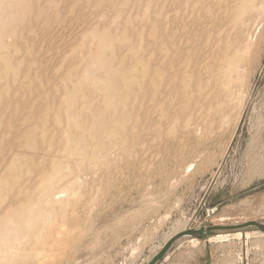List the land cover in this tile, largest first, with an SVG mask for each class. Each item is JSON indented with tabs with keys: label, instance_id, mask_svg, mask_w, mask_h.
Masks as SVG:
<instances>
[{
	"label": "rangeland",
	"instance_id": "obj_1",
	"mask_svg": "<svg viewBox=\"0 0 264 264\" xmlns=\"http://www.w3.org/2000/svg\"><path fill=\"white\" fill-rule=\"evenodd\" d=\"M58 1L60 8L64 3L66 9L62 11L63 17L55 22L59 29L55 31V25L37 22L38 25L29 29L30 33L21 31L23 38L18 52L22 55L17 54L21 55L17 60L12 53L4 54L0 45L3 50L0 51V68L15 71L6 73L10 79L0 80L4 97H15L11 100L14 102L9 103L8 115L1 118L2 128L10 126L7 121L15 124L19 113L26 110L30 118H34L30 119V124L38 122V127L45 125L43 129L49 130L46 131L48 139L54 141L55 159L62 164L61 178L65 176V180L60 179L50 191L54 203L42 209L48 215L40 212L41 221L47 217L42 221L44 231L41 230V236L48 235L49 240L44 254L37 259L30 255L29 259H22L23 254L30 253L32 241L26 234L29 224L20 217L3 240L9 247L1 253L0 264H10V261L11 264H147L163 244L180 231L220 223H264V3L257 11L252 9L256 12L255 18L245 15L244 22L236 23L241 16L237 11L239 0H219L218 3L188 0L184 10V41L182 47L175 48L184 65L180 72L187 73L188 81L183 85L181 81L172 80L155 99L141 91V94H131L129 103L121 107L122 113H133L132 119L124 121L128 133L126 129L114 132L110 128L106 136L102 128L104 135L97 131L101 127L98 120L114 114L113 107L109 109L110 104L102 97L88 91L97 78L110 77L96 63L95 43L105 39L107 33H113L118 35L113 49L118 48V56L125 59V63L136 55L151 61L154 47L146 21L152 12L146 9L137 15L129 6L117 18L109 10L104 13V7L94 8L93 0H81L78 7L69 10L70 0ZM239 32L243 41L251 35L250 48L242 46L244 44L236 46L233 39ZM179 34L180 30L178 38ZM6 39L10 44L11 39ZM131 45L135 48L134 55L127 49ZM5 55L12 58L8 57L11 64L14 60L15 65H9L10 69L1 61ZM90 71L96 75H91ZM72 95L74 97L70 98ZM82 103H91L88 105H92L91 108L100 106L106 113L97 114L92 120L85 114L78 115L72 127H60L59 124L68 122L71 107ZM160 103L166 105L165 110H158ZM67 130L71 131L68 134L85 132L89 141L83 143L85 146L75 142L71 145L65 139ZM98 137L101 143L97 142ZM96 144L100 147H95ZM70 148L76 155L70 154L71 158H67ZM83 150L84 157L79 154ZM45 165V170L54 171L52 165ZM35 174L34 171L26 175L28 178L23 176L22 181L27 185L30 180L28 187L34 185L41 179ZM221 219L223 221L219 222ZM17 228H21V233ZM215 235L219 234L198 242L182 239L184 251L178 261L162 263V260L159 264H190L195 260L200 264H264V234L257 229L222 234L229 236L210 241ZM50 236L60 243L56 245Z\"/></svg>",
	"mask_w": 264,
	"mask_h": 264
},
{
	"label": "bare ground",
	"instance_id": "obj_2",
	"mask_svg": "<svg viewBox=\"0 0 264 264\" xmlns=\"http://www.w3.org/2000/svg\"><path fill=\"white\" fill-rule=\"evenodd\" d=\"M79 1H81V0H72V1L70 0L69 3L67 4L68 10L72 9L74 6L78 7ZM206 1H209V2L213 1L215 3H218L219 0H206ZM58 2H59L58 0H0V15H1L0 17L3 19L2 21H0V45H1V48L4 50V54L12 53L13 57H15L14 58L15 60L19 59V56L21 57V55H22L21 52H18V50H19L18 45H20V43L22 41L21 39L23 38V33L21 31H27V30L29 31V29L32 28L34 25H36L37 22L38 23H40V22L48 23L47 26L49 25L52 27H54L53 25H55V27H56L55 31L57 30V28L59 29L58 24L55 22H58L61 19L62 13L65 12L66 9H65L64 3L62 4V7L60 8L61 5L59 6ZM71 2H74V3H71ZM83 2H82V4H83ZM92 3H93L94 8L98 7V9H101L104 7V13H106L109 10V11H111V13L116 14L117 18H118V15L121 17L123 12L125 10H127V8L129 6H131L130 9H133V8L135 9L137 15L142 14L144 12V10H146V9H150V11L152 12L151 18L148 21H146V23L150 25L147 33H149V36L152 37L153 47H154V52H153L154 57L151 61H146V60L142 59V57L136 55L135 58L132 57V61H130L129 63H127V62L125 63L126 60L125 59L123 60L122 58H120L118 56V52H117L118 48L116 47V49H113V47L116 46L117 45L116 43L118 42V41H116V39H118V37H117L118 35H115L113 33H107L105 35V39H101L102 41L100 40V42L98 41L95 43V52H96L95 54H98V58L97 59L95 58V60H97L96 63L99 66H101L104 69L103 72L106 71V74L110 75V77L103 78V79L102 78L99 79L100 78L99 77V78H97L96 81L94 80L95 82H92L90 87L88 86L89 88L87 86L86 87L88 88V91H90L92 93L93 96H100V97H102V99L104 101L107 102L106 104H110L109 109L111 106L113 107V113L114 114H110V115L107 114L103 118H101V119L99 118L100 120H98V122L100 121L101 127L98 126V127H100V130H97V131H100V133H103V132H101V128H102L104 131H106L105 134L107 136V130H109L110 128H113L115 130L114 132H116V131L124 132L123 130L126 129V128H124V124L126 123L124 121H126L127 119L128 120L132 119L131 118L132 116L130 117V115L133 113H131V114L130 113H122V111H121V107L124 106L128 100H130V96H132L131 94H134V93L141 91L145 95L150 93L152 95V97L155 99L160 94L161 89H163V88L165 89V87H167V85L165 86V84L171 82L172 80H174L176 82L181 81V84H183V85L188 81L187 73L180 72V68L184 65L181 64L180 57L176 55V51H175V48H178L179 46L182 47V43L184 41L183 40V35L185 33L184 32V25H185L184 10H185V6L188 3V0H93ZM263 3H264V0H239V5L237 7V11L239 12V14L241 16L238 19H236V23H240L242 21L244 22L245 21V17H244L245 15L247 17L255 18L256 12L252 11V9H256V11H257V9H260L262 7ZM216 5L218 6L219 4H216ZM87 8L89 9V7H87ZM88 9H86V10L88 11ZM75 13H76V11H75ZM65 15H66V13H65ZM32 23H34V24L31 25ZM38 23H37V25H38ZM236 23H234V25ZM239 26H240V24H239ZM33 30H32V32H33ZM52 30H54V28ZM179 30L181 31V34H179L180 38L177 37ZM49 31H51V30H49ZM30 32H31V30L27 33H30ZM25 34H26V32H25ZM241 35H242V33L239 32L235 35V37L233 39L234 42L236 43V46L241 45V44H244L242 46H245L246 48L251 46V39H252L251 35H248L244 41H243ZM90 36H92V35H90ZM181 36H182V38H181ZM6 38L11 39L10 44L7 42L8 39H6ZM127 49H128L129 53L132 52L133 55L135 54L134 53V51H135L134 45L128 46ZM127 49H126V51H127ZM247 50H249V49H247ZM19 53L21 55L17 56V54H19ZM93 53L94 52H92L91 55H93ZM132 53H131V55H132ZM124 55L126 56V54H123L122 56L124 57ZM94 56H96V55H94ZM127 56H128V54H127ZM8 57H10V56H7V55L3 56L1 58V61L4 62L5 64L7 63L8 67H9V65H11V66L15 65L14 60H13V64H11L10 62L12 60L10 61V59ZM230 57L232 58L231 55H230ZM232 62H233V60H232ZM229 63H228V65H229ZM148 65H150V68H148ZM1 67H2V65H1ZM17 67H18V65H17ZM229 67H231V65H229ZM10 68L11 67H9L8 69H10ZM96 68L98 69L99 67H96ZM102 68H101V70H102ZM8 69H6V70H8ZM10 70H12V69H10ZM10 70H8V71H10ZM16 70L18 71L19 69H16ZM12 71L15 72L14 69ZM95 71H96V69H95ZM7 72L0 68V80L10 79V77L8 78V74H6ZM99 72H101V71L99 70ZM10 73H11V71H10ZM93 73H96V72L93 71ZM93 73L91 72V75ZM106 74H104V75H106ZM93 75L95 76L96 74H93ZM7 82H5L6 85H7ZM89 83H87V84L89 85ZM5 88H7V87L5 86ZM77 89H76V91H77ZM80 89H82V88H80ZM2 91H4V90H2ZM2 91L0 89V127H1L0 128V255H2L1 253L3 251H5V247H9V245L6 246L8 242L6 241L7 243H5V242H3V240L7 239L6 237L9 233L10 229L13 227L14 222H17V220L20 219V217H24V220H26L28 222L27 224H29V226L26 225V227L28 228L26 234L28 237H30L29 239L32 241V243H31V248L29 247V249H28V251L30 253L23 254L24 256H22V259L27 260L29 255H30V257L32 256L34 259L35 258L37 259V258H40L39 256H41V254H44L43 251L45 252V250H46L45 246H47L45 244H47V241L49 242V240L47 238L48 235L47 236H41L43 234V233H41V230L44 229L43 226L45 223V222L43 223L42 221L45 220L47 217L45 216V219H42V221H41L42 216H41L40 212L42 211V213H45L42 210V209H44V205L49 206V203H54V202H52L53 196L50 198V195L52 192L51 190L54 189V185L56 184V182L60 181V179L65 180V176H64V178H61L60 174H61L62 164H61L60 160L56 161V159H55L56 155L52 151V146H53L54 141L52 140L53 142H51L48 139L49 134L47 131H49V130L43 129L45 125L43 126L42 124L41 125L43 126V128L38 127L36 125L38 123L37 121H35L37 123L34 125L30 124V123H32V121H30V119H32V118H30V115H28L26 113V110H25V112L22 111L19 113V115L15 119V121H16L15 124L12 123V121L11 122L7 121V122H9L10 126L8 128H6V127L2 128V126L4 124L1 122V118H3V117L5 118L8 115L7 111H8V107L10 105L9 103L11 102V100L13 98H15V97H13V98L9 97L10 98V100H9V98L4 97V94H3L4 92H2ZM5 91H6V89H5ZM5 93H7V92H5ZM91 93H90V95H91ZM68 94H70V93H68ZM71 94L75 95L76 93H71ZM90 95L88 94L87 97H89ZM72 97H74V96L72 95L70 98H72ZM75 98H76V96H75ZM133 99H135V98H133ZM87 100H88V98H87ZM13 102H11V103H13ZM70 102L72 103L73 101H70ZM87 103L86 104L82 103L80 105L72 106L70 111H68L69 112V116H68L69 120L67 119L68 122L66 121L65 124H59L60 127H63L64 125H66L68 128L69 126H71V124L74 123L73 119L78 115L81 116L82 114H85V116L89 120H92L93 118H96L97 114L103 115L106 113L105 110H104L105 113H103V109H101L100 106L96 107L97 106L96 105L94 108H91L92 105L90 107L88 106L91 103L88 105H87ZM128 103H129V101H128ZM106 104L105 103L103 104L104 107ZM101 106H102V103H101ZM165 107H166V105L164 103H160L157 106L158 110L159 109L165 110ZM60 109L61 108H59V110ZM109 111H108V113H109ZM127 111L129 112V108ZM29 112H31V111L29 110ZM123 112H124V110H123ZM31 114H34V113H31ZM51 114H53V113H51ZM102 115H100V116H102ZM40 116H41V114H40ZM40 116H39V118H40ZM47 116L50 117L49 115H47ZM11 118H13V117H11ZM78 118H79V116H78ZM4 120H6V119H4ZM78 120H80V119H78ZM44 121H45V119H44ZM39 124H40V122H39ZM56 124H57V122H56ZM97 124L99 125V123H97ZM127 124H128V122H127ZM75 125L76 124H74V126ZM92 125L94 126V124H92ZM129 125H131V124H129ZM47 126H49V125L47 124ZM60 127H58V128H60ZM3 129H6L7 131L4 132ZM69 131L67 130V134ZM79 131H80V129H79ZM111 131H112V129H111ZM80 133H74L73 132L71 134L65 135L66 136L65 139H66V141L71 142V145H72V142H75L77 144H83V143L85 144L87 141H89V138H86L87 133L85 135L83 134L85 132H83L81 134ZM127 133H128V130H127ZM127 133H125V135ZM97 134H98V132H97ZM122 134H124V133H122ZM122 134H120V135H122ZM103 135H104V133H103ZM112 135H113V133H112ZM52 136H53V134H52ZM54 136H56V135H54ZM101 138H103V137H101ZM104 138H105V136H104ZM108 138H109V136H108ZM121 138H123V137H121ZM115 139L113 138V140H115ZM118 139H119V137H118ZM90 140H91V138H90ZM92 140H93V138H92ZM116 141H118V140H116ZM119 141H120V139H119ZM97 142L101 143V139H100V141L98 140ZM111 142L112 141H110L109 143H111ZM128 143L129 142H127V144ZM59 144L61 145V143H59ZM93 144H95V143H93ZM98 145H100V144H98ZM98 145L96 144L95 147H97ZM114 146H115V144H114ZM53 147H55V146H53ZM73 147H74V145H73ZM98 147H100V146H98ZM102 147H103V145H102ZM105 147H107V146H105ZM77 148H76V150H77ZM69 150H71V151L67 152L68 153L67 158H71V157H69V155L73 154L72 153L73 149L70 148ZM80 150H82V148ZM96 150L97 149H95V151ZM66 151H67V148H66ZM85 151H86V149H85ZM85 151L83 150V151H80V153L79 152L78 153L81 156V155L86 153ZM81 152H84V153L82 154ZM61 154H62V156L64 155L63 153H61ZM73 155H76V154H73ZM91 155H92V153H91ZM64 156H66V155H64ZM83 157H84V155H83ZM92 157H94V156H92ZM97 157H99V156L94 157V159H96ZM72 159H74V157ZM79 159H81V161H82V157L81 158L79 157ZM29 163H30V165H29ZM41 164L43 167L40 166ZM45 164L52 165V167L54 168V171L52 170L53 172H50L48 170H45V168H44ZM80 164H83V163H80ZM38 166H40L41 168L39 169ZM81 166H83V165H81ZM67 170H68V168H67ZM67 170H66V172H67ZM78 170H80V168ZM34 171L37 173V175L35 174L36 177L39 176L41 179L39 178L40 181H38L34 185L28 187L27 185H29L31 181L29 180V184L26 185L25 184L26 181L25 182L22 181V177L24 176V178H25V177H27L26 176L27 174L28 175H29V173L32 174V172H34ZM63 174H66V173H63ZM33 176L34 175H32L30 177H33ZM25 208H27V209H25ZM47 209H49V208H47ZM15 214H17V215L15 216ZM44 215H48V212H47V214L45 213ZM26 221H25V223H26ZM222 221L223 220L221 219L219 222H222ZM18 224L20 225V223H18ZM46 225H47V222H46ZM46 225H45V227H46ZM218 225H227V224L220 223ZM26 227H23V229ZM19 229H21V228H19ZM19 229L17 228V231ZM20 231L21 230H19V232ZM25 232H24V234H25ZM45 232H46V230H45ZM10 234H12V232ZM236 234L240 235V233H236ZM21 235H23V234H21ZM53 235H51V236H53ZM56 235H58V233ZM51 236L49 238H51ZM228 236L229 235L219 234V235H215L214 237L209 238V240L210 241L211 240H221V239L227 238ZM10 237H12V235ZM13 237H14V235H13ZM21 238H19V239L21 240ZM24 238H26V237L24 236ZM52 238H54V237H52ZM52 238H51V240L53 242H55V244H56L57 238L55 240H53ZM15 240H17V239L15 238ZM22 240H23V238H22ZM192 241H196V240L192 239ZM9 242H11V241H9ZM58 243H60V242L58 241ZM63 244L61 246H63ZM10 245H13V243H11ZM56 245H54V246H56ZM21 246H24V244L22 243ZM14 249L18 250L17 248H14ZM9 251H11V250H9ZM16 252H19V251H16ZM20 253H21V251H20ZM3 256H4V254H3ZM1 258H2V256H1ZM0 261H2V260L0 259ZM8 262H9V260H8ZM4 263H6V261ZM10 264H11V261H10Z\"/></svg>",
	"mask_w": 264,
	"mask_h": 264
},
{
	"label": "water",
	"instance_id": "obj_3",
	"mask_svg": "<svg viewBox=\"0 0 264 264\" xmlns=\"http://www.w3.org/2000/svg\"><path fill=\"white\" fill-rule=\"evenodd\" d=\"M255 228L259 232L264 234V223L257 221H248L238 224H228V225H213L209 227L201 228H189L180 231L173 236H171L161 247V249L147 262V264H159L172 246L182 238H190L198 241L206 240L212 234H228L233 232H240L246 229Z\"/></svg>",
	"mask_w": 264,
	"mask_h": 264
},
{
	"label": "crops",
	"instance_id": "obj_4",
	"mask_svg": "<svg viewBox=\"0 0 264 264\" xmlns=\"http://www.w3.org/2000/svg\"><path fill=\"white\" fill-rule=\"evenodd\" d=\"M184 239V238H182ZM182 239L178 240L173 246L172 248L168 251V253L166 254V256L164 257L162 263H167L170 261L173 262H177L179 256L183 253V248H182ZM192 242V240L190 241ZM198 242V240H197ZM190 264H200V262L198 260H195L193 262H191Z\"/></svg>",
	"mask_w": 264,
	"mask_h": 264
}]
</instances>
